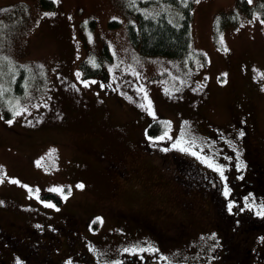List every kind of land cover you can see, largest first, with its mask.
I'll use <instances>...</instances> for the list:
<instances>
[{
  "label": "rangeland",
  "instance_id": "1",
  "mask_svg": "<svg viewBox=\"0 0 264 264\" xmlns=\"http://www.w3.org/2000/svg\"><path fill=\"white\" fill-rule=\"evenodd\" d=\"M50 1L52 9L0 0L16 6L0 17L1 220L54 224L68 211L86 231L112 237L122 209L179 231L182 216H166L179 208L173 166L151 151L161 139L187 156L197 112L233 136L232 112L246 106L264 159L262 2L193 0L196 55L175 59L142 55L130 43L135 19L126 5L137 0ZM153 122L162 129L155 137L147 133ZM210 244L173 260L196 264ZM256 260L264 263V253Z\"/></svg>",
  "mask_w": 264,
  "mask_h": 264
},
{
  "label": "flooded vegetation",
  "instance_id": "2",
  "mask_svg": "<svg viewBox=\"0 0 264 264\" xmlns=\"http://www.w3.org/2000/svg\"><path fill=\"white\" fill-rule=\"evenodd\" d=\"M236 115L231 136L194 113L190 135L196 145L189 149L194 156L171 152L166 141L155 140L157 148L151 152L159 153L165 168L173 166L179 208L166 216H182L179 231L169 234L148 216L122 209L114 217L112 237L86 231L68 211L54 224L5 217L0 219V264H185L173 256L202 250L207 240L212 253L196 264H257V256L264 253V159L251 139L252 120ZM95 155L106 163L104 153ZM199 220L203 225L194 231L190 224Z\"/></svg>",
  "mask_w": 264,
  "mask_h": 264
},
{
  "label": "trees",
  "instance_id": "3",
  "mask_svg": "<svg viewBox=\"0 0 264 264\" xmlns=\"http://www.w3.org/2000/svg\"><path fill=\"white\" fill-rule=\"evenodd\" d=\"M259 1L264 4V0ZM41 3L46 9H52L54 6L50 0H41ZM15 7L11 5L0 7V17ZM192 9L193 0H137L127 4V12L135 19L127 27L130 43L138 48L140 54L146 56L176 59L196 55L190 50ZM18 84L17 80V87ZM21 88H18V94ZM248 112L249 109L241 105L233 110L230 119H234L237 113L244 114L248 119L250 118ZM157 125L156 122L150 123L147 133L154 135L158 129ZM258 153L262 157V154Z\"/></svg>",
  "mask_w": 264,
  "mask_h": 264
},
{
  "label": "snow or ice",
  "instance_id": "4",
  "mask_svg": "<svg viewBox=\"0 0 264 264\" xmlns=\"http://www.w3.org/2000/svg\"><path fill=\"white\" fill-rule=\"evenodd\" d=\"M46 15H47V14H46ZM221 42H222V41H221ZM77 75H79V74H77ZM257 78H258V79H264V75L257 74ZM85 86H87V85L85 84ZM17 114H18V113H17ZM8 123H9V124H11V123H12V121H8ZM240 135H241V136H243V135H244V133H243V132H241V133H240ZM12 182H13V183H16V181H12ZM77 187H78V188H83V185H82V184H81V185H77ZM65 198H66V197H65ZM48 206H50V207H51L52 205H48ZM126 251H128V250H126Z\"/></svg>",
  "mask_w": 264,
  "mask_h": 264
}]
</instances>
